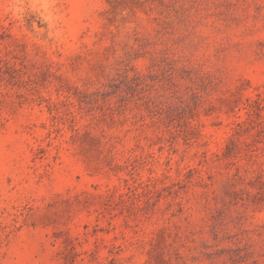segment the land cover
<instances>
[{"label": "rangeland", "instance_id": "obj_1", "mask_svg": "<svg viewBox=\"0 0 264 264\" xmlns=\"http://www.w3.org/2000/svg\"><path fill=\"white\" fill-rule=\"evenodd\" d=\"M0 264H264V0H0Z\"/></svg>", "mask_w": 264, "mask_h": 264}]
</instances>
